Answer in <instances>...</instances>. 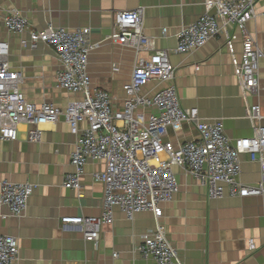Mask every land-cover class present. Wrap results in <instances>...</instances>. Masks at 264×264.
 <instances>
[{
	"label": "crops",
	"instance_id": "0c3cea01",
	"mask_svg": "<svg viewBox=\"0 0 264 264\" xmlns=\"http://www.w3.org/2000/svg\"><path fill=\"white\" fill-rule=\"evenodd\" d=\"M208 0H0V41L9 47L10 68L20 74V92L27 102L39 106L47 103L60 110L81 100L57 86L60 69L54 51L38 43L36 49L23 48L21 40L28 34L11 35L2 25L4 12L15 9L29 20L30 30L41 32L53 28H88L93 46L87 57L90 87L100 89L120 109L124 99L123 86L130 81L133 65L147 59L148 52H138L132 45L109 40L113 16L118 12L141 10V32L154 49L165 51L175 70L170 83L149 81L141 90L152 95L174 86L182 109H196L202 121L222 124L229 140L254 135L247 116L248 106H258L264 128V0L255 5V16L245 24L247 35L262 53L259 60V92L244 100L235 75V63L242 52V34L230 28L236 39L232 49L226 46L223 33L209 40L191 54L175 52L179 28L196 22L204 13ZM165 30V32L163 31ZM155 108L138 109L136 115L148 118ZM87 124L77 125L78 130ZM26 125L18 127L14 142L0 141V182L30 184L33 192L27 209L19 217L0 207V235L18 242L17 260L12 264H153L144 260L135 249L141 236L154 227L151 213L136 214L132 221L118 209L113 224L101 228L97 245L85 242L79 228L64 225L65 218L99 217L102 212L103 186L92 179L102 172V163L88 161L81 178V189L62 187L65 174L73 171L69 164L75 136L70 125L60 118L42 127L40 142L28 143ZM197 130L183 124L178 132L168 129L163 141L174 146L197 141ZM179 187L170 202L160 204L159 224L176 250L181 264H264V194L262 196L230 197L209 200L206 189L184 171L174 167ZM237 182L254 188L261 182L258 162L240 157ZM253 240L255 249H248ZM114 255H117L116 258Z\"/></svg>",
	"mask_w": 264,
	"mask_h": 264
},
{
	"label": "built area",
	"instance_id": "2783aa9c",
	"mask_svg": "<svg viewBox=\"0 0 264 264\" xmlns=\"http://www.w3.org/2000/svg\"><path fill=\"white\" fill-rule=\"evenodd\" d=\"M258 1L208 0L205 13L196 22L179 28L175 35V52L191 54L221 33L231 50L237 37L228 29L240 30L242 52L239 62L234 65L244 100L259 92L258 64L262 53L244 27L255 16ZM1 20L11 35L28 34V40L20 41L23 48L29 45L34 50L38 43L50 47L60 66L56 72L57 86L68 93L81 95L80 101L68 105L65 110L47 103L36 106L27 102L19 90L20 74L8 63V44L0 41V141H16L18 127L26 125L29 127L27 142L36 144L41 140L43 126L63 118L70 125L75 144L69 160L73 171L65 174L62 187L80 190L87 162L103 164V171L92 175L93 181L103 186L101 215L62 220L65 226L79 228L85 242L98 244L101 228L113 224L115 209L129 222L136 214L149 212L154 227L141 236L136 253L153 264H181L159 224L162 216L159 205L170 202L179 191L174 167L204 187L209 200H219L225 193L239 198L264 194V128L258 125V106L247 107L246 117L254 128V135L229 140L220 122H204L196 109H182L174 86L149 96L141 94L149 81L170 83L175 76L167 52L154 49L151 40L142 35L141 10L116 13L108 38L121 45H132L136 53H149L146 60L138 58L133 65L130 81L123 86L124 99L120 109L114 107L109 94L90 87L87 57L93 46L89 43L88 28L69 30L47 26L36 32L30 30L29 20L15 9L4 12ZM148 108H155L156 114L148 118L135 114L138 109ZM82 122L87 127L78 130L77 125ZM183 124L197 130V141L178 146L163 141L168 129L178 132ZM244 155L250 162L260 165L261 182L254 188L237 182L240 157ZM33 189L30 184L0 182V207H6L12 216L23 215ZM247 244L250 251L255 249L253 240H248ZM18 251L15 238L0 235V264H12L17 260Z\"/></svg>",
	"mask_w": 264,
	"mask_h": 264
}]
</instances>
